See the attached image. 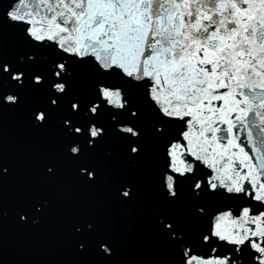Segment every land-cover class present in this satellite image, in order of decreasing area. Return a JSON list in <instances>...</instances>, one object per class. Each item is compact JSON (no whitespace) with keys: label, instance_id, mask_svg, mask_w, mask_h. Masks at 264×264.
<instances>
[{"label":"snow or ice","instance_id":"snow-or-ice-1","mask_svg":"<svg viewBox=\"0 0 264 264\" xmlns=\"http://www.w3.org/2000/svg\"><path fill=\"white\" fill-rule=\"evenodd\" d=\"M5 20L26 51L12 64L0 54V107L20 103L6 84L45 94L30 114L35 127L64 105L74 159L107 134L104 113L129 158L150 136L163 160L161 197L175 202L190 189L200 224L193 236L156 216L176 264H264V0H0ZM77 69L94 78L87 95H70ZM78 171L95 181V167Z\"/></svg>","mask_w":264,"mask_h":264},{"label":"water","instance_id":"water-1","mask_svg":"<svg viewBox=\"0 0 264 264\" xmlns=\"http://www.w3.org/2000/svg\"><path fill=\"white\" fill-rule=\"evenodd\" d=\"M0 23V54L12 64L26 46L16 27ZM93 79L77 69L70 95H87ZM4 91L19 92L20 103L0 107V264H176L177 250L156 228V216L176 218L193 236L200 224L190 189H182L175 202L161 197L163 160L151 137H145L140 156L129 158L104 113L100 123L107 134L74 159L61 132L64 105L35 127L30 114L46 103L45 94L7 84ZM81 164L96 168L95 181L82 178ZM121 185L131 187V199L117 195ZM101 239L111 255L99 250Z\"/></svg>","mask_w":264,"mask_h":264}]
</instances>
